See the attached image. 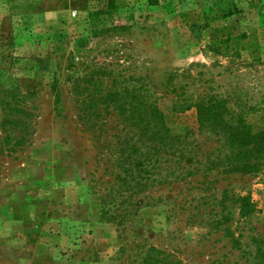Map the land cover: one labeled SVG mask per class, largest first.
<instances>
[{"label":"rangeland","instance_id":"rangeland-1","mask_svg":"<svg viewBox=\"0 0 264 264\" xmlns=\"http://www.w3.org/2000/svg\"><path fill=\"white\" fill-rule=\"evenodd\" d=\"M122 87L167 106L222 98L264 130V0H0V264H138L149 246L264 264V163L207 169L225 150L194 107L165 110L192 165L162 158L116 207L133 183L116 164Z\"/></svg>","mask_w":264,"mask_h":264},{"label":"trees","instance_id":"trees-1","mask_svg":"<svg viewBox=\"0 0 264 264\" xmlns=\"http://www.w3.org/2000/svg\"><path fill=\"white\" fill-rule=\"evenodd\" d=\"M230 10L228 12L233 11ZM192 107L195 108L197 132L214 135L220 142V148L225 150L207 158V169H219L225 173H254L262 167L264 130L252 127L241 113L232 114L225 99L206 96L192 103L172 102L167 106L162 98L142 94L138 88L131 91L126 87L115 88L117 126L123 132L115 139V151L119 153L116 164L133 182L131 184L126 177L121 178L123 187L120 184L115 189V200L123 192H135L147 186L148 182L158 180L153 176L160 168L162 158L164 162L175 163L179 167L192 165V141L188 140V134L173 133L165 116L167 109L183 112ZM132 171L138 173L134 175ZM125 200L121 199L116 207ZM138 264H181V261L149 246Z\"/></svg>","mask_w":264,"mask_h":264}]
</instances>
